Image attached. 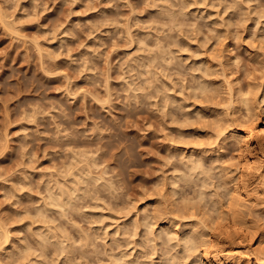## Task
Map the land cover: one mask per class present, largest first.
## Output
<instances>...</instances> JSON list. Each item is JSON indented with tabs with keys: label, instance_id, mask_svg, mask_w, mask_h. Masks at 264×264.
<instances>
[{
	"label": "rangeland",
	"instance_id": "rangeland-1",
	"mask_svg": "<svg viewBox=\"0 0 264 264\" xmlns=\"http://www.w3.org/2000/svg\"><path fill=\"white\" fill-rule=\"evenodd\" d=\"M248 123L264 0H0V264H210L196 234L264 264V157L232 190Z\"/></svg>",
	"mask_w": 264,
	"mask_h": 264
},
{
	"label": "bare ground",
	"instance_id": "bare-ground-1",
	"mask_svg": "<svg viewBox=\"0 0 264 264\" xmlns=\"http://www.w3.org/2000/svg\"><path fill=\"white\" fill-rule=\"evenodd\" d=\"M231 88L232 87H230V90H231ZM249 109H250V107H249ZM259 129H261V128H259ZM259 129L256 127V125L254 123H248L244 128H242L241 132H239L240 130L238 131L239 135H237V137H239L240 139L243 140V142H242L243 145L241 147V154H240L241 167L238 170L239 171V179L233 183L232 190L234 193V198L239 200V201L242 199H246L250 196L251 191L248 188L249 183L246 180L247 175L250 173H253L257 170H260V165L258 164V160L260 157H264V151L261 149V147L263 148V145H264V130L261 132V130H259ZM85 166L87 167V164ZM85 166H84V168H85ZM89 167H90V165L85 169L81 168V170H79L80 172L78 171L79 175L81 174L82 169H84V172H83L84 176L89 175V173H90ZM83 174L80 176L82 180L81 179L78 180V178H80V177L78 175H75L77 177V179H76L77 182L74 181V183H77V184L72 183L75 186L71 184V187L73 186L72 187L73 189H70L68 191V189L65 190V188H67L68 186H65L64 188L62 186V188H61L62 193L61 194H60V191H59V194H57V193H55V191H53L55 194L51 193V196L54 195L52 197L51 203L52 202H53V204L56 203L55 206H57V204H58L62 209L63 206H65V204H66V202H65L66 197L72 198V197H74V195H73L74 193H76L77 191H79V192L82 191V186L79 185L78 183L81 184L82 181L84 180ZM64 190L66 192H64ZM73 190L76 192H74ZM67 191H68V193H67ZM59 206L57 207L58 210H59ZM61 209H60V212L62 211ZM63 212H64V210H63ZM1 226H2V228H4L3 225H1ZM2 228H1L0 234L2 236V239L7 243V241L9 242L11 235H10L9 230L5 229L6 227L3 230H2ZM187 238L188 237L186 236L185 239H187ZM4 241H3V243H4ZM3 243H0V248L4 247V245L6 244V243L5 244H3ZM187 247L192 248L193 250L199 249L201 252V258L207 260L210 264H232V259H233L234 255H233V253H231V249L228 248L229 247L228 244H221L213 238L199 239V235L196 234L194 236V239L191 242V244L187 245Z\"/></svg>",
	"mask_w": 264,
	"mask_h": 264
}]
</instances>
